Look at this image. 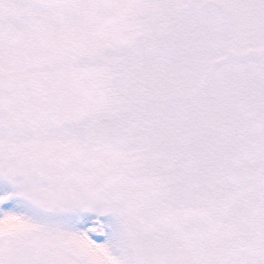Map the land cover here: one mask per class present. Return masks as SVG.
<instances>
[{
  "label": "snow or ice",
  "instance_id": "6c2138e0",
  "mask_svg": "<svg viewBox=\"0 0 264 264\" xmlns=\"http://www.w3.org/2000/svg\"><path fill=\"white\" fill-rule=\"evenodd\" d=\"M0 264H264V0H0Z\"/></svg>",
  "mask_w": 264,
  "mask_h": 264
}]
</instances>
